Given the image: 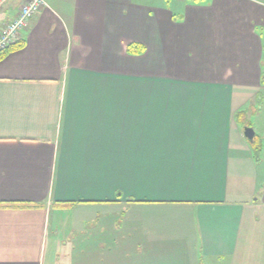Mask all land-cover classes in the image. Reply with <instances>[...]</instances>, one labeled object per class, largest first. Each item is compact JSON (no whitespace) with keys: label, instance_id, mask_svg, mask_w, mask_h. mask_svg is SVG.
Returning <instances> with one entry per match:
<instances>
[{"label":"crops","instance_id":"crops-1","mask_svg":"<svg viewBox=\"0 0 264 264\" xmlns=\"http://www.w3.org/2000/svg\"><path fill=\"white\" fill-rule=\"evenodd\" d=\"M43 1L0 58V264H86L51 252L55 206L125 217L145 264H264V139L238 122L264 111V0Z\"/></svg>","mask_w":264,"mask_h":264},{"label":"rangeland","instance_id":"rangeland-1","mask_svg":"<svg viewBox=\"0 0 264 264\" xmlns=\"http://www.w3.org/2000/svg\"><path fill=\"white\" fill-rule=\"evenodd\" d=\"M136 1L145 2L146 0ZM181 3L183 6L185 0H153L152 2V4L166 5L172 9H180ZM259 104L260 95L256 92L252 96L249 106L247 105V112L242 119H238V122L243 128L245 126L251 127L258 140L262 142V139H264V111ZM253 107L255 108L253 109ZM244 140L250 145L245 137ZM52 209L55 210V212L50 211L49 223H52V227L50 225L48 235L50 237L58 235V243L60 246L55 247L51 252L54 253L58 250L59 253H66L67 250L70 249L68 245H73V249L76 252L83 250L85 254L89 253V258L85 262L86 264L146 263L144 254L136 255V251L134 250L135 243L131 240V236L127 234L128 231L125 223L121 225V221H124L125 217H110L107 213H101V215H99V213L92 212V209L86 212L72 210L70 206H55ZM76 220L80 221L76 222ZM82 220H86L85 225L82 224ZM101 220L108 221L106 232L102 230V227H100L98 223ZM82 225H84V227H82ZM70 226L75 230H69ZM68 234L71 235L67 236ZM66 239H69L70 243H68ZM103 255H105L104 258L101 257Z\"/></svg>","mask_w":264,"mask_h":264},{"label":"built area","instance_id":"built-area-1","mask_svg":"<svg viewBox=\"0 0 264 264\" xmlns=\"http://www.w3.org/2000/svg\"><path fill=\"white\" fill-rule=\"evenodd\" d=\"M9 0H0V10ZM44 5L43 0H23L15 12L0 27V53L21 40L30 21Z\"/></svg>","mask_w":264,"mask_h":264},{"label":"trees","instance_id":"trees-1","mask_svg":"<svg viewBox=\"0 0 264 264\" xmlns=\"http://www.w3.org/2000/svg\"><path fill=\"white\" fill-rule=\"evenodd\" d=\"M197 1V0H194ZM18 47V44H14L11 47H9L7 50L3 51L2 53H0V58L3 57L4 54H6L7 52H9L10 50L14 49ZM126 52H128L129 54H134V55H139L141 53L144 52V45L139 43V42H130L126 45L125 47ZM245 114V111L241 112L240 114H238V116H241V118H243V115ZM240 118V119H241ZM250 143L251 149L253 151L254 157L257 158V156L259 155L260 152V148H261V142L258 140L257 136L254 135V138ZM14 203H0V207H13ZM199 264H203L201 261Z\"/></svg>","mask_w":264,"mask_h":264},{"label":"water","instance_id":"water-1","mask_svg":"<svg viewBox=\"0 0 264 264\" xmlns=\"http://www.w3.org/2000/svg\"><path fill=\"white\" fill-rule=\"evenodd\" d=\"M243 135L249 142H251L254 138L255 133L251 127L245 126L243 128Z\"/></svg>","mask_w":264,"mask_h":264}]
</instances>
